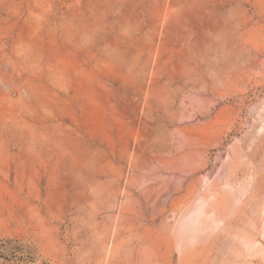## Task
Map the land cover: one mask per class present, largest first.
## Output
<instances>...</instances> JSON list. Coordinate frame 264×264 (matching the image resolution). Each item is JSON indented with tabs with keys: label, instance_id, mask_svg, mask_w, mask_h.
<instances>
[{
	"label": "rangeland",
	"instance_id": "1",
	"mask_svg": "<svg viewBox=\"0 0 264 264\" xmlns=\"http://www.w3.org/2000/svg\"><path fill=\"white\" fill-rule=\"evenodd\" d=\"M0 264H264V0H0Z\"/></svg>",
	"mask_w": 264,
	"mask_h": 264
},
{
	"label": "trees",
	"instance_id": "2",
	"mask_svg": "<svg viewBox=\"0 0 264 264\" xmlns=\"http://www.w3.org/2000/svg\"><path fill=\"white\" fill-rule=\"evenodd\" d=\"M5 261H8V259H7V258H5Z\"/></svg>",
	"mask_w": 264,
	"mask_h": 264
}]
</instances>
